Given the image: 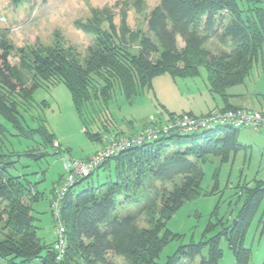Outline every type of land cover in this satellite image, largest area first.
<instances>
[{
	"label": "trees",
	"instance_id": "16d2710c",
	"mask_svg": "<svg viewBox=\"0 0 264 264\" xmlns=\"http://www.w3.org/2000/svg\"><path fill=\"white\" fill-rule=\"evenodd\" d=\"M76 26L93 37L84 54L63 45L19 49V61L14 63L9 60L13 45L0 36V260L5 264H55L54 238L45 242L38 235V218L31 207L38 191L16 164L21 157L40 160L48 154L47 146H55L43 124L24 130L19 119L22 111L32 108L34 90L63 83L85 133L99 141L101 128L111 135L112 118L108 113L101 116V111L113 89L132 99L162 73L193 75L203 66L209 90L227 101L226 89L243 82L264 48V0H159L147 16L145 31H130L124 22L117 29L104 11H94ZM177 36L182 48L177 47ZM214 36L224 47L216 53L205 47ZM222 109L233 107L226 104ZM90 122L99 131L92 132ZM8 129L15 135L37 133L41 143L12 151L5 139ZM237 131L218 126L162 136L112 155L78 178L60 202L65 263L115 264L112 257H121L127 264H218L223 237L235 264H251L244 237L264 193V181L258 179L239 185L244 198L234 222L221 221L213 234L181 243L162 263L158 261L172 237L167 220L202 192L207 158L227 161L244 146ZM184 135L192 136L191 141L170 146ZM196 135L203 137L198 141ZM99 170L105 175L101 181L93 178ZM131 204L138 210H131ZM141 214L143 225L138 220Z\"/></svg>",
	"mask_w": 264,
	"mask_h": 264
},
{
	"label": "rangeland",
	"instance_id": "374dc122",
	"mask_svg": "<svg viewBox=\"0 0 264 264\" xmlns=\"http://www.w3.org/2000/svg\"><path fill=\"white\" fill-rule=\"evenodd\" d=\"M159 0H0V36L6 38L14 47L9 60L19 61L16 51L44 48L51 45L72 47L84 54L92 43L91 34L76 26L78 21L86 22L94 11L110 13L117 27L126 23L130 31H145L149 12ZM105 27L106 22L102 21ZM178 48L184 43L176 38ZM205 47L216 53L224 49L217 37L207 40ZM264 48L253 64L244 82L226 89L227 101L246 109L264 108ZM33 106L23 112L19 119L24 130L38 129L40 125L53 135L55 146L46 148L47 155L34 161L21 157L16 163L38 191V199L31 203L33 214L38 218V235L45 242L54 238V222L50 199L66 176L64 161L84 160L102 150L108 135L100 129L102 140H91L84 130V124L73 105L69 90L58 82L38 87L32 94ZM229 99V101H228ZM221 96L209 90L206 70L198 68L196 74L178 75L162 73L152 78L151 86L132 99H127L118 88L112 91L107 108H102L112 118L110 134L133 135L170 116L190 114L200 117L212 110H224ZM243 108V109H244ZM107 111V112H106ZM263 111V110H262ZM107 114V115H108ZM92 132L99 131L95 123H88ZM112 126V127H111ZM9 130V129H8ZM8 148L23 152L41 143L40 135H15L7 131ZM239 141L244 145L227 161L218 156H209L203 164L204 176L202 192L194 199L185 201L167 220L166 227L172 237L162 249L158 261L181 243L198 241L202 235L213 234L220 228V222H234L240 210L244 195L239 185L256 179L264 181V129L253 131L241 128L237 131ZM203 135H196L200 141ZM192 136L184 135L174 139L170 146L185 145ZM104 171L99 170L94 180L101 181ZM264 186V182L262 183ZM141 206V204H140ZM131 210L138 206L131 204ZM125 210H122L124 213ZM143 214L138 218L143 225ZM211 227L207 232L205 229ZM245 246L251 250V264L264 263V193L247 227ZM223 255L218 264H235L234 257L225 239L220 240ZM205 252V249L203 250ZM115 264H127L121 257H112ZM0 264H5L0 260ZM188 264H195L191 262Z\"/></svg>",
	"mask_w": 264,
	"mask_h": 264
},
{
	"label": "built area",
	"instance_id": "2783aa9c",
	"mask_svg": "<svg viewBox=\"0 0 264 264\" xmlns=\"http://www.w3.org/2000/svg\"><path fill=\"white\" fill-rule=\"evenodd\" d=\"M218 126H229L235 129L247 128L252 130L264 129V111L233 108L224 110H212L196 117L190 114L170 116L163 122L153 124L133 135L111 134L106 137L102 150L95 152L84 160L69 159L64 161L66 176L55 192L51 203V212L54 222V263L66 264L65 255V231L60 219V202L65 192L73 183L81 177L87 176L102 162L117 153L134 145L154 141L162 136L175 133H194L212 129Z\"/></svg>",
	"mask_w": 264,
	"mask_h": 264
},
{
	"label": "crops",
	"instance_id": "0c3cea01",
	"mask_svg": "<svg viewBox=\"0 0 264 264\" xmlns=\"http://www.w3.org/2000/svg\"><path fill=\"white\" fill-rule=\"evenodd\" d=\"M250 72V71H249ZM249 74V73H248ZM248 76V75H247ZM246 78V77H245ZM245 78H244V80H245ZM244 80H243V82H244ZM264 83V82H263ZM261 93L264 95V87H263V89H262V91H261ZM228 101H229V99H228ZM226 104H228V105H230V106H232L233 108H244L243 106H239V105H236V104H232L230 101L229 102H226L225 101V105ZM261 107H262V105H260ZM258 108L259 110H263L264 111V108ZM220 108H223V107H220ZM244 109H246V108H244ZM248 110H255V109H248ZM247 129V128H246ZM252 130V129H251ZM253 131H255V130H253ZM257 131H260V130H256L255 132H257ZM239 140V139H238ZM240 142V141H239ZM241 143V142H240ZM242 144V143H241ZM243 145V144H242Z\"/></svg>",
	"mask_w": 264,
	"mask_h": 264
}]
</instances>
